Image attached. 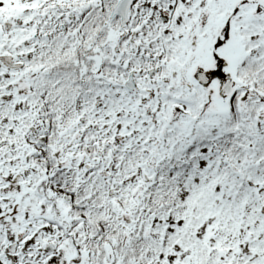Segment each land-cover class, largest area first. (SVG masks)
Returning a JSON list of instances; mask_svg holds the SVG:
<instances>
[{
    "label": "snow or ice",
    "instance_id": "6c2138e0",
    "mask_svg": "<svg viewBox=\"0 0 264 264\" xmlns=\"http://www.w3.org/2000/svg\"><path fill=\"white\" fill-rule=\"evenodd\" d=\"M0 264H264V0H0Z\"/></svg>",
    "mask_w": 264,
    "mask_h": 264
}]
</instances>
